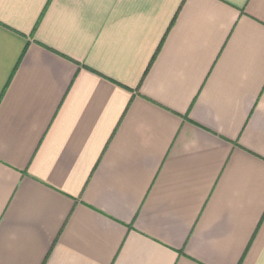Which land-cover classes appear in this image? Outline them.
<instances>
[{"label": "crops", "instance_id": "0c3cea01", "mask_svg": "<svg viewBox=\"0 0 264 264\" xmlns=\"http://www.w3.org/2000/svg\"><path fill=\"white\" fill-rule=\"evenodd\" d=\"M0 264H264V0H0Z\"/></svg>", "mask_w": 264, "mask_h": 264}]
</instances>
